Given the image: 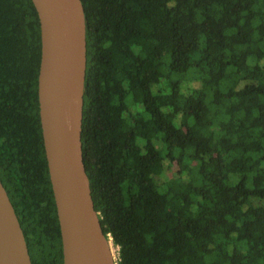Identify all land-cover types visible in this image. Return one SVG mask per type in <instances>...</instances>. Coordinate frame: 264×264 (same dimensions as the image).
Returning a JSON list of instances; mask_svg holds the SVG:
<instances>
[{"label": "trees", "instance_id": "16d2710c", "mask_svg": "<svg viewBox=\"0 0 264 264\" xmlns=\"http://www.w3.org/2000/svg\"><path fill=\"white\" fill-rule=\"evenodd\" d=\"M82 156L117 264H264V0H81ZM31 0H0V180L62 264Z\"/></svg>", "mask_w": 264, "mask_h": 264}, {"label": "water", "instance_id": "95a60500", "mask_svg": "<svg viewBox=\"0 0 264 264\" xmlns=\"http://www.w3.org/2000/svg\"><path fill=\"white\" fill-rule=\"evenodd\" d=\"M39 19L37 96L44 152L61 235L62 264H117L85 171L81 124L86 24L81 0H31ZM0 264H31L15 209L0 180Z\"/></svg>", "mask_w": 264, "mask_h": 264}, {"label": "rangeland", "instance_id": "374dc122", "mask_svg": "<svg viewBox=\"0 0 264 264\" xmlns=\"http://www.w3.org/2000/svg\"><path fill=\"white\" fill-rule=\"evenodd\" d=\"M111 244H112V247H113L114 250H115V256H116V258H117V249H118V248H117L116 246L113 245L112 241H111Z\"/></svg>", "mask_w": 264, "mask_h": 264}, {"label": "bare ground", "instance_id": "6f19581e", "mask_svg": "<svg viewBox=\"0 0 264 264\" xmlns=\"http://www.w3.org/2000/svg\"><path fill=\"white\" fill-rule=\"evenodd\" d=\"M110 244H111V241H110ZM111 251H112V253H113V255L115 256V250H114V248L112 247V244H111ZM116 257V256H115ZM117 259V258H116Z\"/></svg>", "mask_w": 264, "mask_h": 264}]
</instances>
